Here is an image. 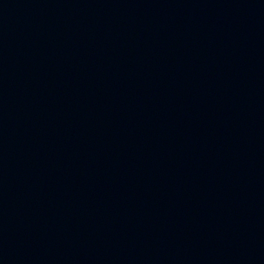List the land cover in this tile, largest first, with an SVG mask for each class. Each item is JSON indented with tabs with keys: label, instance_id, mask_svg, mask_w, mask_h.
<instances>
[{
	"label": "water",
	"instance_id": "1",
	"mask_svg": "<svg viewBox=\"0 0 264 264\" xmlns=\"http://www.w3.org/2000/svg\"><path fill=\"white\" fill-rule=\"evenodd\" d=\"M0 264H264V0H0Z\"/></svg>",
	"mask_w": 264,
	"mask_h": 264
}]
</instances>
